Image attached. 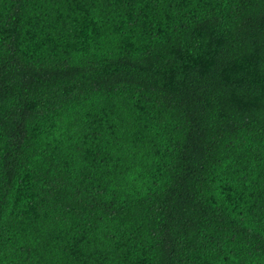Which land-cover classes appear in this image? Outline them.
Instances as JSON below:
<instances>
[{
	"label": "trees",
	"instance_id": "1",
	"mask_svg": "<svg viewBox=\"0 0 264 264\" xmlns=\"http://www.w3.org/2000/svg\"><path fill=\"white\" fill-rule=\"evenodd\" d=\"M0 264H264V0H0Z\"/></svg>",
	"mask_w": 264,
	"mask_h": 264
}]
</instances>
